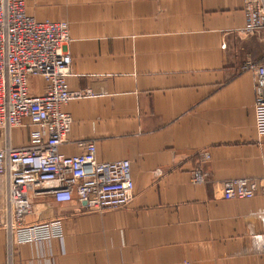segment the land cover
I'll use <instances>...</instances> for the list:
<instances>
[{"label":"crops","instance_id":"0c3cea01","mask_svg":"<svg viewBox=\"0 0 264 264\" xmlns=\"http://www.w3.org/2000/svg\"><path fill=\"white\" fill-rule=\"evenodd\" d=\"M25 1L36 20L69 24L70 89L95 92L65 106L61 152L93 140L99 161L129 160L135 198L105 212L34 199L24 225L60 220L62 238L11 244L0 229V264H264V107L242 70L264 64V36L242 34L244 0ZM29 135L15 129L12 144ZM235 178L254 194L226 200Z\"/></svg>","mask_w":264,"mask_h":264},{"label":"built area","instance_id":"2783aa9c","mask_svg":"<svg viewBox=\"0 0 264 264\" xmlns=\"http://www.w3.org/2000/svg\"><path fill=\"white\" fill-rule=\"evenodd\" d=\"M244 3L242 34L264 36V0ZM70 42L67 22L38 21L28 14L25 0H0V229L11 244L62 238L60 220L24 225L34 199H77L87 211L105 212L124 208L135 198L129 160L99 161L93 140L79 143L85 149L81 155L66 156L60 150L72 126L65 106L95 94L91 89H70ZM242 70L253 73L255 103L264 107V64L249 62ZM32 77L46 83L43 94H31ZM26 126L29 142L14 146L13 131ZM200 158L207 161L210 153L203 151ZM192 177L195 184L205 183L202 167ZM254 191L255 184L246 178L224 183L226 200L247 199Z\"/></svg>","mask_w":264,"mask_h":264}]
</instances>
